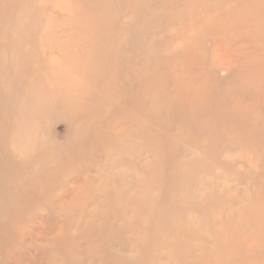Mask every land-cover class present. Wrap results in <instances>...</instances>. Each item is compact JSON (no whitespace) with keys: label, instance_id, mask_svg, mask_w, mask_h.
Instances as JSON below:
<instances>
[{"label":"rangeland","instance_id":"1","mask_svg":"<svg viewBox=\"0 0 264 264\" xmlns=\"http://www.w3.org/2000/svg\"><path fill=\"white\" fill-rule=\"evenodd\" d=\"M0 264H264V0H0Z\"/></svg>","mask_w":264,"mask_h":264}]
</instances>
